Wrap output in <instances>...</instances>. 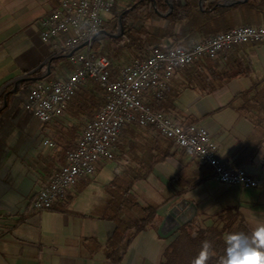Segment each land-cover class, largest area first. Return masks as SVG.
Instances as JSON below:
<instances>
[{
  "label": "crops",
  "instance_id": "0c3cea01",
  "mask_svg": "<svg viewBox=\"0 0 264 264\" xmlns=\"http://www.w3.org/2000/svg\"><path fill=\"white\" fill-rule=\"evenodd\" d=\"M54 6L55 0H0V264H158L174 238L157 233L169 211L186 212L200 221L234 206L253 225L264 224V41L244 43L210 60L224 74L212 91L182 89L180 70L167 85L168 92L177 93L170 113L182 124L203 127L218 145L220 159L245 169L257 180L255 186L213 180L210 166L174 151L167 140L173 155L154 164L131 188L139 204L156 207L159 218L155 227L138 231L114 262L111 184L128 168L138 167L133 143L143 148L142 143L156 133L129 125L116 148L122 165L101 162L92 178L78 180L54 208L30 207L48 176L64 163L65 150L74 146L62 136L61 147L42 144L45 135L61 134L66 127L57 123L61 118L42 124L24 108L26 92L22 94L20 87L31 81L19 83L10 93L16 77L35 76L31 71L51 55L35 23ZM231 14L233 20L264 26V8L255 12L239 7ZM137 155L141 158L140 151ZM172 224L165 223L164 229Z\"/></svg>",
  "mask_w": 264,
  "mask_h": 264
},
{
  "label": "built area",
  "instance_id": "2783aa9c",
  "mask_svg": "<svg viewBox=\"0 0 264 264\" xmlns=\"http://www.w3.org/2000/svg\"><path fill=\"white\" fill-rule=\"evenodd\" d=\"M115 2L55 0L54 8L35 23L40 41L51 47L50 56L69 54L66 58L71 67L65 77L45 76L35 81L25 93L24 108L47 124L64 113L75 92L87 80L99 85L102 100L95 114L84 122L74 146L65 150L64 163L32 197L30 207L52 209L78 180L92 178L101 162L114 159L122 130L129 125L153 128L171 141L174 151L188 154L202 166H210L212 178L217 182L255 186L257 180L245 169L231 167L220 159L218 145L203 127L182 124L170 112L151 109L147 98L162 99L177 70L201 59L216 60L221 53L244 43L264 41V26L236 25L194 40L188 46L153 45L146 55L132 58L113 74L109 59L95 49V44L104 36L100 32L101 14L111 11ZM42 144L55 147V142L46 136Z\"/></svg>",
  "mask_w": 264,
  "mask_h": 264
},
{
  "label": "trees",
  "instance_id": "16d2710c",
  "mask_svg": "<svg viewBox=\"0 0 264 264\" xmlns=\"http://www.w3.org/2000/svg\"><path fill=\"white\" fill-rule=\"evenodd\" d=\"M222 1L204 0L202 9H200L198 0H170L171 11L167 13L166 0H127V5L120 18L121 34L117 37L104 35L103 37L108 36L109 41L102 46L101 50L99 48L100 42L96 43L95 49L109 59L110 70L114 73L112 59L114 62L128 55L140 57L145 47L162 45V41L166 39L171 40V44L188 46L196 38H203L222 31L223 27L225 29L233 27L234 25H231L233 10L243 7L250 11L261 12L264 8V0H246L229 6L216 5ZM153 4L155 7H153ZM136 11L138 14H143L144 22L148 20L149 23H152L155 20L162 19L165 24L151 30L147 29L144 24L135 28L130 22V14ZM156 12L167 14L160 16ZM62 58L66 57L58 56L50 60L51 71L55 70ZM218 68V65L208 59L196 61L191 66L180 70L182 81L178 85L182 89L197 88L204 92L212 91L224 80V74L219 72ZM37 71L33 73L35 76L36 73L40 72ZM34 82L29 83L33 84ZM93 83L91 80H87L84 83V91H76L70 100L73 102L76 112L90 117L96 107L95 103L97 104L99 99L96 92L100 89L98 84L93 85ZM176 96L175 91L168 92L166 88L162 99L149 98L147 105L153 110L171 112ZM132 146V151L135 154L134 160H137L138 167L128 168L123 175L114 177L111 184L113 187V214L111 220L115 222L113 238H111L113 241L114 262L119 261L121 252L128 246L138 231L155 227L156 207H141L144 213L143 216L135 217L134 212L138 203L132 195V185L138 180L145 179L154 164L173 155L170 153V142L161 138L157 132L150 137L148 142L144 141L142 143L143 148H140L137 143H133ZM137 151L141 152V158L137 155ZM210 217V222L202 226L194 217L182 224L175 231L174 238L163 249L158 264H192V261L201 250L202 242L205 240L210 241L213 246L208 264H219L220 258L224 255L225 238L229 233L243 232L250 234L257 228L250 226L239 208L234 206L221 208Z\"/></svg>",
  "mask_w": 264,
  "mask_h": 264
},
{
  "label": "rangeland",
  "instance_id": "374dc122",
  "mask_svg": "<svg viewBox=\"0 0 264 264\" xmlns=\"http://www.w3.org/2000/svg\"><path fill=\"white\" fill-rule=\"evenodd\" d=\"M126 5H127V0H116V2H115V4L113 5V7H112V9H111V11H109V12H106V13H103V14H101V18H102V29L104 30V31H106V32H110V33H112V34H118V31L116 30L117 29V21H118V17L120 16V15H122L121 13L123 12V10L125 9V7H126ZM130 22L133 24V26L135 27V28H137V27H140L141 25H145V27L147 28V29H149V30H151V29H153L154 27H156V28H158V27H161V26H164V24H165V22L162 20V19H160V20H155V21H153L152 23H149V21L148 20H145V22H144V19H143V14H138L137 13V11L136 12H134V13H132V14H130ZM243 23V24H242ZM248 24H253V23H251L249 20H238V21H236V20H233L232 21V23H231V25H234V26H236V25H248ZM114 25H115V27H114ZM222 31H225V30H227V29H225V27H223V29H221ZM222 31H218V32H222ZM215 33H217V32H215ZM215 33H213V34H215ZM119 35V34H118ZM210 35H212V34H210ZM209 36V35H208ZM208 36H206V37H208ZM202 38V37H201ZM203 38H205V37H203ZM197 39H200V37L199 38H196V39H194V40H197ZM194 40H192V41H194ZM109 41V39H108V36H105V37H102L101 39H100V45H99V48H100V50H101V48H102V46L103 45H106L107 44V42ZM191 43V42H190ZM189 43V44H190ZM162 44H171V40H169V39H166V40H163L162 41ZM184 46V45H183ZM148 48L149 47H145L144 48V50H143V53L141 54V56L140 57H142V56H144V55H146L147 54V52H148ZM100 54H103V53H101L100 52ZM104 55V54H103ZM52 58H54V57H51V56H49L44 62H42L40 65H42L41 67H37L36 69H35V71L36 70H38V71H40V72H38V74L36 73V76H34V77H39V76H41V75H43L44 73H45V71H46V65L49 63V65H50V60L52 59ZM132 58H136V56L135 55H128V56H126V57H124V58H122V59H120V60H118V61H114L113 62V59H112V66H114V73L113 74H116V73H118V70L120 69V67H122L124 64H126V63H128ZM139 58V57H138ZM114 64V65H113ZM191 66V65H190ZM70 67H71V64H70V61H69V59L68 58H62L59 62H58V65L55 67V70H53V71H49V74H48V79H56V78H62V77H65L66 76V74L68 73V71L70 70ZM34 71V70H33ZM34 71V72H35ZM32 72V71H31ZM113 72V71H112ZM31 74H33V73H31ZM22 75H27V73L26 74H22ZM34 75V74H33ZM92 81V80H91ZM92 82H94V81H92ZM87 84V83H86ZM97 85V83L96 82H94L93 83V85ZM32 86V84L31 83H27V84H25L23 87H20V91H22V94H23V92L25 93L30 87ZM12 87H13V83H12ZM98 87H99V85H98ZM83 89H85V84H83L82 86H81V88L80 89H78V91H81V90H83ZM84 91V90H83ZM96 94H97V97L99 98L98 99V101H97V104L95 103V108H94V110H93V112H92V116L95 114V112L97 111V109H98V107H99V105H100V103H101V100H102V90L101 89H99L97 92H96ZM62 117H58V118H61L60 120V122H57L58 124L59 123H63L62 124V126L64 125L65 127H66V129H65V131H63V132H61V134H60V132L58 133V132H56V133H54V136L52 135V137H50V136H46V137H49L50 139H52L54 142H55V147L56 146H58V147H61V143L59 142V141H61L60 140V138H61V136L62 137H65V141H66V143H68L67 145L68 146H73L74 144H75V141H76V138L78 137V135H79V133H80V130H81V128H82V126H83V124H84V122L87 120V119H89V118H91L90 116H87V115H85V114H83V113H78V112H76L75 111V109H74V107H73V102L72 101H69V103H68V105H67V107H66V109H65V111H64V113L61 115ZM57 120V119H56ZM55 120V121H56ZM60 125V124H59ZM130 126H132V125H130ZM161 136V135H160ZM161 138H163V139H165V140H169L168 138H166V137H164V136H161ZM122 139H123V137H122V135H121V139H120V142H122ZM120 142H119V144H120ZM54 147V148H55ZM62 149H63V147H62ZM117 152L115 153V155H114V159H112L111 161H109V162H113V163H120V165H122V160L120 159V153H119V151L118 150H116ZM193 159V158H192ZM138 203V202H137ZM147 206V205H146ZM146 206H144V205H141V204H139L138 203V205H137V207H136V210H135V212H134V215H135V217L136 218H138V217H141V216H143V211L141 210V207H146ZM211 215H208V216H203L201 219H200V221H199V225H205V224H208L209 222H210V217ZM158 218H159V216H157L156 215V217H155V220L157 221L158 220ZM180 219H181V221H183V222H188L190 219L187 217V215H186V212H184V214L183 215H181L180 216ZM192 219V218H191ZM247 221V223L250 225V226H253V227H258V225H253L250 221L251 220H246ZM254 222H256L257 223V221H255V220H253ZM185 222V223H186ZM173 234H175L174 232L171 234V235H173ZM170 236V235H169ZM168 237V236H167Z\"/></svg>",
  "mask_w": 264,
  "mask_h": 264
},
{
  "label": "clouds",
  "instance_id": "9594fccd",
  "mask_svg": "<svg viewBox=\"0 0 264 264\" xmlns=\"http://www.w3.org/2000/svg\"><path fill=\"white\" fill-rule=\"evenodd\" d=\"M212 250V243L203 241L201 250L192 264H208ZM219 264H264V224L250 234L229 233L225 238L224 255Z\"/></svg>",
  "mask_w": 264,
  "mask_h": 264
},
{
  "label": "water",
  "instance_id": "95a60500",
  "mask_svg": "<svg viewBox=\"0 0 264 264\" xmlns=\"http://www.w3.org/2000/svg\"><path fill=\"white\" fill-rule=\"evenodd\" d=\"M204 0H198V7L200 9H202V2ZM246 0H223L222 2L217 3L216 5L219 6H229V5H233V4H237V3H241V2H245ZM166 3L168 5V10L167 13L171 11V2L170 0H166ZM153 7H155V5L153 4ZM157 13V12H156ZM167 13H157L160 16H165ZM121 15L118 17V21H117V31L118 34L120 35L122 32V26H121V21H120ZM102 34L104 35H110L113 37H117L118 34H112V33H108L104 30L100 31ZM69 54H66L64 57H68ZM42 65H40L39 67H41ZM38 67V68H39ZM35 71V69H34ZM32 71V72H34ZM50 71V65L49 63L46 65V71L43 75L39 76V77H34V76H30V75H21L20 77H16V79L13 81V87L10 90V93H13L16 90V87L19 83L21 82H27V81H37L38 79H41L45 76H48ZM167 222H172V227L168 230V229H164V225L165 223L167 224ZM182 224H184L183 221H181L180 216L175 215L172 211H169L168 213V217L165 218L163 221H161L159 227H158V235H160L161 237H167L169 235H171L174 231H176Z\"/></svg>",
  "mask_w": 264,
  "mask_h": 264
}]
</instances>
